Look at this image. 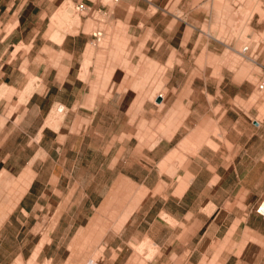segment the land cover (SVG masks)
I'll list each match as a JSON object with an SVG mask.
<instances>
[{
  "label": "rangeland",
  "instance_id": "obj_1",
  "mask_svg": "<svg viewBox=\"0 0 264 264\" xmlns=\"http://www.w3.org/2000/svg\"><path fill=\"white\" fill-rule=\"evenodd\" d=\"M190 1L189 12H175L197 23L199 42L205 41V32L210 34L211 52L199 48L196 56H143L129 45L132 39H125L111 56L107 50L89 56L94 48L105 49L102 38L96 45L87 44V56L72 58L71 68L77 63L81 71L84 62L86 68L85 75H78L84 81L72 86L64 77L68 56L58 61L51 56L57 61L54 80L66 78L60 89L51 86L49 94L57 102L47 124L54 127L64 116L60 134L29 144L26 139L33 137L37 125L30 109L22 110V131L16 138L8 124L0 131V214L27 183L24 164L33 148L55 149L52 158H37L33 165L34 198L40 208L33 230L48 243L38 255L35 250L13 264H223L229 254L222 252V212L210 217L199 213L192 229L175 225L174 215L180 216L190 203H175L174 183L184 184L192 173L201 182L215 171L221 175L223 161L243 171L254 159H264V98L256 85L264 55V0H246L244 8L230 6L231 0ZM64 17L70 24L84 18L85 30L97 25L91 17L78 18L73 9ZM191 32L185 40L193 39ZM24 58L25 73L35 71V63ZM8 91L6 86L5 95ZM95 95L98 107L89 109ZM74 100L88 107H69ZM62 102L68 108L58 112L57 103ZM7 110V105L0 107V113ZM178 124L181 130L161 151L149 149L160 137L168 140ZM9 158L16 162L13 173L1 169ZM208 197L221 205L220 188H211ZM234 259L236 254H230L229 260Z\"/></svg>",
  "mask_w": 264,
  "mask_h": 264
},
{
  "label": "crops",
  "instance_id": "obj_2",
  "mask_svg": "<svg viewBox=\"0 0 264 264\" xmlns=\"http://www.w3.org/2000/svg\"><path fill=\"white\" fill-rule=\"evenodd\" d=\"M208 1L210 0H206L207 3ZM78 2L84 3L86 7L84 12L74 9V5ZM171 2L174 3V10L169 8ZM190 2V0H117L115 2L110 0H0V107L3 108L6 105L8 107L7 112L0 113V131L8 124L12 126L14 138H16V135L22 131L24 120L22 110L24 113L30 109L35 114L36 118L34 116L32 118H35L37 125L33 137L28 136L26 139L29 144L31 139L36 144L46 136V138H52V136L54 138V134L56 136L61 130L64 116L54 121V127L48 126L47 123L52 121L50 113L54 107L53 104L57 102L49 98L50 87L56 85L60 89L66 83V78L71 86L84 81L78 75L86 74L85 62L82 70L79 71L77 63L74 69L71 68L72 58L87 56V44L96 45V42L102 38L106 40L105 49L94 48L89 56H100L102 50H107L111 56L114 49L125 39L127 43L132 39L133 44L129 45L143 56H183L186 53L189 56H196L199 48H205L207 52H211L213 40H208L210 34L205 32L207 36L205 41L199 42L197 23L192 21L188 23L175 12H189ZM212 2L211 0V4ZM70 4H72L71 7ZM229 4L244 8L246 0H231ZM151 6L154 9L150 10ZM91 8L96 9L94 10L96 14L105 15L106 19L91 14L93 12ZM71 9L77 13L78 18L91 17L97 25L85 30L87 24L84 18L70 24L64 15ZM89 9L91 10L88 16L86 14ZM156 12L158 15L154 18ZM124 13H127V16H124ZM57 14L60 16L54 20ZM95 28L101 30L99 40H95L91 34ZM187 28H191L189 32ZM191 31L195 32L193 39L185 40L184 36L191 35ZM24 56L28 62L35 63V71L25 73L28 69L25 67L24 70L21 67ZM51 56H58L57 61L62 56H68L65 79L62 76V79L54 80L56 73L54 65L57 61L55 62ZM27 76L34 79L28 80ZM6 86L10 91L5 95ZM97 102L95 95L89 107L83 105L80 100L72 101L69 107L95 109L98 107ZM156 102L161 101L157 99ZM62 103H57V107L61 108L58 112L68 108L65 102ZM163 104L162 102L159 106ZM139 109L145 110V107L140 106ZM180 125L176 126L168 140L160 137L149 149L161 151L178 130H181ZM72 137L67 142L68 152L74 146L75 134ZM46 138L44 141L47 140ZM221 147V155L224 157L225 138ZM53 151H55L53 147L40 145L38 148L34 147L25 160V169L29 172L26 177L27 183L19 187L22 190L15 200L10 199L8 209L4 214H0V264L2 261L5 264H13L17 260H26L35 250V254L38 255L48 243V240H43L42 236L33 230L34 224L38 222L39 214L35 210L40 209L37 207L39 205L37 198H34L33 165L37 158L40 160L52 158ZM11 156L12 152H8L7 157ZM10 159L5 161L1 169L13 173L11 165L16 162L13 163ZM7 161L9 163H6ZM263 162L264 159L258 157L246 169L240 171L235 165L225 166L223 161L221 175L215 171L211 177L201 182L200 176L197 177V173H192L184 184H179L178 181L174 183L175 188L178 189L177 193L173 194L175 203L180 207L190 203L184 212L180 211V216L174 215L175 225L179 222L180 227L192 229L198 220L199 213L202 212L204 217H210L212 214L222 212V221L225 223L222 231L225 250L222 252L229 254L223 258V264L224 262L225 264H264V217L254 211L258 201L264 199ZM20 169L22 167L19 168V172ZM212 177L214 178L211 180ZM215 187L221 189V205L215 199L216 197H208L209 190ZM180 207H178L179 210ZM163 212L169 216L167 210ZM202 213L200 215L203 217ZM184 235L187 236L186 233ZM233 253L236 254V259L229 260L230 254Z\"/></svg>",
  "mask_w": 264,
  "mask_h": 264
},
{
  "label": "built area",
  "instance_id": "obj_3",
  "mask_svg": "<svg viewBox=\"0 0 264 264\" xmlns=\"http://www.w3.org/2000/svg\"><path fill=\"white\" fill-rule=\"evenodd\" d=\"M111 2H115L117 0H110ZM74 9L76 11H81L84 12L86 10V7L83 2H78L74 5ZM93 38L95 40H99L100 35H101V30L99 28H95L91 32ZM245 48V47H244ZM258 77H257V82L256 85L259 88L264 87V55L263 57L258 61ZM254 211L264 217V199H261L258 201V203L254 207Z\"/></svg>",
  "mask_w": 264,
  "mask_h": 264
},
{
  "label": "bare ground",
  "instance_id": "obj_4",
  "mask_svg": "<svg viewBox=\"0 0 264 264\" xmlns=\"http://www.w3.org/2000/svg\"><path fill=\"white\" fill-rule=\"evenodd\" d=\"M250 63H251V62H250ZM253 80H254V79H253ZM257 90H258V91H261V90H262L261 92H263V94H261V95H262V98H264V87H262L261 89H258V88H257ZM257 90H256V92H257ZM258 94H260V93L258 92ZM160 95L163 96V97H165L164 92L161 93ZM258 96H260V95H258ZM163 97H162V98H163ZM158 109L161 110V109H162V106H160ZM262 113L264 114V112H262ZM56 115H57V114H56ZM56 115H55V117H56ZM57 116H58V115H57ZM53 118H54V117H53ZM56 121H57V120H56ZM154 143H157V141L154 142ZM168 217H169V216H168ZM168 217H167V218H168ZM165 218H166V217H165ZM168 219H169V218H168ZM143 242H144V241H143ZM148 242H149V241H148ZM146 243H147V241H145V244H146ZM147 244H148V243H147ZM149 245H150V244H148V246H149ZM150 246H151V245H150ZM149 248H150V247H149ZM150 250H152V249H150ZM147 251H148V250H147Z\"/></svg>",
  "mask_w": 264,
  "mask_h": 264
}]
</instances>
